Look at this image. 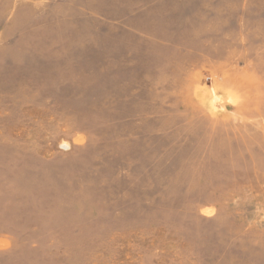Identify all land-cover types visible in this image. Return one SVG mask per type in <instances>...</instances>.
Returning a JSON list of instances; mask_svg holds the SVG:
<instances>
[{
  "label": "rangeland",
  "instance_id": "1",
  "mask_svg": "<svg viewBox=\"0 0 264 264\" xmlns=\"http://www.w3.org/2000/svg\"><path fill=\"white\" fill-rule=\"evenodd\" d=\"M0 264H264V0H0Z\"/></svg>",
  "mask_w": 264,
  "mask_h": 264
}]
</instances>
